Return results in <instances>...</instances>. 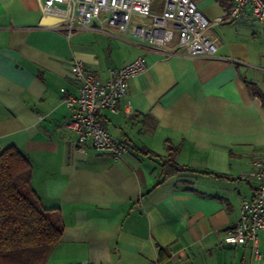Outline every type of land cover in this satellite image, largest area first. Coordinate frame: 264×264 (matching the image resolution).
Returning a JSON list of instances; mask_svg holds the SVG:
<instances>
[{
    "label": "crops",
    "instance_id": "1",
    "mask_svg": "<svg viewBox=\"0 0 264 264\" xmlns=\"http://www.w3.org/2000/svg\"><path fill=\"white\" fill-rule=\"evenodd\" d=\"M40 2L0 0V150L26 157L31 189L62 228L45 264H264V231L259 255L249 242H222L257 187L241 174L264 155V103L248 87L264 93L255 31L213 25L214 57L166 58L116 29L58 28ZM195 2L209 20L230 8ZM248 18L257 20L247 5L237 22ZM138 56L148 69L129 78L119 113H98L128 152L118 161L91 147L76 153L60 90L77 93L70 59L104 82ZM170 147L181 170L166 174Z\"/></svg>",
    "mask_w": 264,
    "mask_h": 264
},
{
    "label": "built area",
    "instance_id": "2",
    "mask_svg": "<svg viewBox=\"0 0 264 264\" xmlns=\"http://www.w3.org/2000/svg\"><path fill=\"white\" fill-rule=\"evenodd\" d=\"M40 1L42 15L55 16L58 28L63 26L69 32L94 29L108 34L116 29L143 48L166 58L214 57L216 44L208 29L238 18L247 5L253 16L264 23V0H228L227 14L212 20L200 11L194 0ZM69 69L77 93L66 88L60 90L62 102L73 108L66 127L75 134V152L91 147L107 152L114 161L121 160L128 147L107 130L98 113L100 110L119 113V103L128 92L129 78L148 69L146 58L138 56L118 68H109L104 82L79 59H70ZM250 177L257 180L255 193L250 199H242L238 219L224 231L222 242L228 245L249 242L254 255H259L258 232L264 231V155L252 161L250 170L241 174L242 179Z\"/></svg>",
    "mask_w": 264,
    "mask_h": 264
},
{
    "label": "trees",
    "instance_id": "3",
    "mask_svg": "<svg viewBox=\"0 0 264 264\" xmlns=\"http://www.w3.org/2000/svg\"><path fill=\"white\" fill-rule=\"evenodd\" d=\"M248 87L264 103V93L254 83ZM170 149L162 165L166 174L181 170ZM30 177L31 165L17 148L0 150V264H45L60 239L62 228L34 194ZM165 257L160 248L158 260Z\"/></svg>",
    "mask_w": 264,
    "mask_h": 264
},
{
    "label": "rangeland",
    "instance_id": "4",
    "mask_svg": "<svg viewBox=\"0 0 264 264\" xmlns=\"http://www.w3.org/2000/svg\"><path fill=\"white\" fill-rule=\"evenodd\" d=\"M154 2L158 3V1H154ZM238 18L230 21L232 23L231 26L237 27L238 30H240L241 32H245L246 35H249L252 32V30L255 31V36H256L255 39L257 40L256 42L257 46H264V25H262V22L254 20L253 18H248L243 23H239L237 22ZM214 27L209 28L208 31H213L214 33H217V29Z\"/></svg>",
    "mask_w": 264,
    "mask_h": 264
},
{
    "label": "bare ground",
    "instance_id": "5",
    "mask_svg": "<svg viewBox=\"0 0 264 264\" xmlns=\"http://www.w3.org/2000/svg\"><path fill=\"white\" fill-rule=\"evenodd\" d=\"M51 16H53V15H51ZM55 17V16H54Z\"/></svg>",
    "mask_w": 264,
    "mask_h": 264
}]
</instances>
